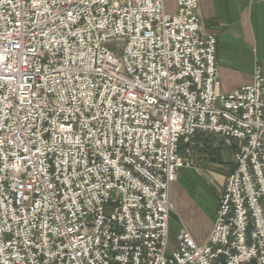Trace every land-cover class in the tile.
<instances>
[{"label": "built area", "instance_id": "1", "mask_svg": "<svg viewBox=\"0 0 264 264\" xmlns=\"http://www.w3.org/2000/svg\"><path fill=\"white\" fill-rule=\"evenodd\" d=\"M0 0V264H264V80L218 92L197 0ZM235 141L203 246L169 249L196 134Z\"/></svg>", "mask_w": 264, "mask_h": 264}, {"label": "crops", "instance_id": "2", "mask_svg": "<svg viewBox=\"0 0 264 264\" xmlns=\"http://www.w3.org/2000/svg\"><path fill=\"white\" fill-rule=\"evenodd\" d=\"M197 1L202 32L216 36L218 92L228 94L249 85L255 67L260 68L264 80V0ZM175 9L174 0L170 13ZM234 145L233 140L201 133L189 145H179L180 156L190 165L179 169L170 185L171 249L182 231L188 232L198 246L206 244L219 192L235 167ZM209 198L212 204L208 206Z\"/></svg>", "mask_w": 264, "mask_h": 264}, {"label": "rangeland", "instance_id": "3", "mask_svg": "<svg viewBox=\"0 0 264 264\" xmlns=\"http://www.w3.org/2000/svg\"><path fill=\"white\" fill-rule=\"evenodd\" d=\"M164 3H165V11H166V13H170V11H169V5L170 4H174V0H164ZM169 4V5H168ZM175 11H176V9H175ZM171 15H172V13H170ZM197 135V134H196ZM195 135V136H196ZM194 136V137H195ZM193 137V138H194ZM192 141V140H191ZM191 143V142H190ZM189 143V144H190ZM188 144V145H189ZM187 160V159H186ZM188 161V160H187ZM188 163H189V161H188ZM190 165V164H189ZM220 194H221V192H219V195H218V204H219V198H220ZM210 197H211V195H209ZM206 201H207V204H208V206L209 205H211L212 204V199L211 198H209V199H206ZM172 210H173V208H172ZM172 212V211H171ZM213 224H214V222H213ZM212 227H213V225H212ZM174 239L173 238H170V245H169V249H168V251L171 249V247L173 246V244H174V241H173ZM174 248V247H173Z\"/></svg>", "mask_w": 264, "mask_h": 264}]
</instances>
